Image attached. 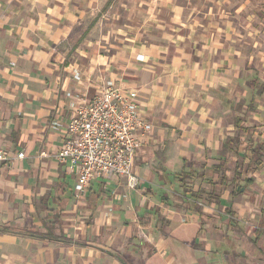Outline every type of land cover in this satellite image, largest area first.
I'll return each mask as SVG.
<instances>
[{
    "label": "crops",
    "instance_id": "1",
    "mask_svg": "<svg viewBox=\"0 0 264 264\" xmlns=\"http://www.w3.org/2000/svg\"><path fill=\"white\" fill-rule=\"evenodd\" d=\"M232 2L0 0V148L25 154L0 163V264H264V161L232 184L247 139L264 146V74ZM115 75L154 126L135 159L146 178L78 198L55 157L68 93L90 99Z\"/></svg>",
    "mask_w": 264,
    "mask_h": 264
},
{
    "label": "built area",
    "instance_id": "2",
    "mask_svg": "<svg viewBox=\"0 0 264 264\" xmlns=\"http://www.w3.org/2000/svg\"><path fill=\"white\" fill-rule=\"evenodd\" d=\"M142 58V56H139ZM74 78L81 79L76 64L65 68ZM69 92L71 117L65 125V140L55 155L76 175L75 194L86 195L97 179L119 181L127 177V187L137 188L146 177L135 171V159L141 146L152 140L154 126L145 115L137 99V91L115 75L97 88L92 98ZM60 129L62 124L53 122ZM24 152L14 155L9 149L0 148V163L23 158ZM139 226V237L149 243L152 238Z\"/></svg>",
    "mask_w": 264,
    "mask_h": 264
},
{
    "label": "rangeland",
    "instance_id": "3",
    "mask_svg": "<svg viewBox=\"0 0 264 264\" xmlns=\"http://www.w3.org/2000/svg\"><path fill=\"white\" fill-rule=\"evenodd\" d=\"M232 3H236L238 7H241L240 13L237 11L239 14V33L241 31L245 33V15L247 14L249 17L247 23L250 25L247 28V34L250 33L248 35V43L251 44L250 51L254 52L255 56L253 66L256 69L260 68V71L264 74V0H233ZM242 17L244 19H241Z\"/></svg>",
    "mask_w": 264,
    "mask_h": 264
},
{
    "label": "trees",
    "instance_id": "4",
    "mask_svg": "<svg viewBox=\"0 0 264 264\" xmlns=\"http://www.w3.org/2000/svg\"><path fill=\"white\" fill-rule=\"evenodd\" d=\"M241 123H242V118H239L238 121L236 122V126L237 128H241ZM244 133L246 134V131L244 130ZM242 136L243 134H238L237 136H235L234 138L231 139V147H226L227 149L231 150L233 153H235L236 155H239V150L238 149H234L233 150V146H237V148L239 147V145L242 143ZM248 142H250L251 144L249 145V155H250V159L249 162L245 163L244 161H238L235 165V172H234V176L232 178V184L234 185V189L237 190L238 187H243L246 184H250L252 182L251 178H248L247 175L252 171L255 172L257 170H260L263 166V161H264V146L260 143H256L253 141L252 137H249L247 139ZM225 161L226 158H224L223 162L220 165V169L225 167ZM227 179V178H225ZM242 180V181H241ZM243 182V184H241ZM206 194L205 190H197V191H193L192 197L197 200V201H202V199H204V195ZM212 193L208 194V196L206 197V200L212 199ZM143 225L146 226L145 222L143 221Z\"/></svg>",
    "mask_w": 264,
    "mask_h": 264
}]
</instances>
